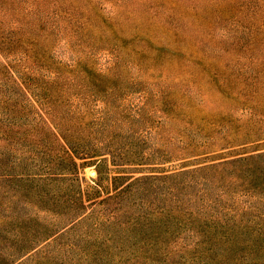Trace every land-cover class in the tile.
<instances>
[{"label": "rangeland", "instance_id": "rangeland-1", "mask_svg": "<svg viewBox=\"0 0 264 264\" xmlns=\"http://www.w3.org/2000/svg\"><path fill=\"white\" fill-rule=\"evenodd\" d=\"M49 108L63 113L74 147L95 157L72 163ZM261 155L264 0H0V236L66 220L70 202L90 208L136 178ZM235 169L241 181L224 189L225 214L264 221V158ZM141 192L119 223L183 211L159 181ZM109 212L90 213L82 231L22 263L40 264L41 252L52 264L195 256L175 234L162 245L148 233L136 246L107 224L98 232ZM209 254L208 264L243 262L240 249Z\"/></svg>", "mask_w": 264, "mask_h": 264}, {"label": "trees", "instance_id": "trees-1", "mask_svg": "<svg viewBox=\"0 0 264 264\" xmlns=\"http://www.w3.org/2000/svg\"><path fill=\"white\" fill-rule=\"evenodd\" d=\"M58 110L49 108L46 114L54 129L71 151L72 163L75 165L74 159L85 160L95 157L94 154H97V151L94 149L74 147L70 126L64 122L63 113ZM54 116L60 118L59 121H56ZM259 157L264 158V155L211 164L202 162L193 164L191 169H187L188 166H182L175 172L136 178L117 191L115 195L101 199L97 203L91 204L90 201V208L84 203L83 198L79 197L74 203L68 204L66 220L51 224L29 221L26 223L24 231L5 232L4 236H0V243H3L0 264H23L22 261L32 254L40 255L37 254L38 250L49 242L60 241L67 233L82 231V225L86 223L90 213L92 216L104 209H110V212L105 222L98 221L95 225L98 232L104 224H107L106 227L120 230L136 246L140 245V242H144L148 233H151L148 237L156 244L164 242L162 245L175 234V239L178 237L180 240L178 241L180 242L178 243L180 252L184 255L188 251L195 254L190 259L186 256L185 261L181 264L194 262L208 264L216 258L214 255L211 256V259L206 260V256L211 255L209 253L232 249L241 250V261H243L241 264L264 263V221L248 219L241 222L238 214L229 218L225 213L230 209L225 207L226 202H224L229 201L224 192L228 184L237 180L241 181V169L232 170V168L248 165L249 162ZM156 181L167 186L173 196L177 195L172 200L175 204L177 202L183 211L177 212L176 210L172 213L161 211L156 214L134 215L132 218L128 217L127 219L126 217V222L119 223V217L127 215V210H124V202L130 199L135 200L141 191V195L145 190H147L146 193H149L152 183ZM212 192L216 193L210 194ZM96 206L102 208L95 210ZM249 209H252V206ZM5 235L10 238H6ZM77 237H81V235L79 234ZM70 246V249H73L76 245L71 244ZM139 250L141 251V247ZM153 251L152 249L150 252ZM57 253L55 251L53 255L61 258L57 256ZM41 254L43 255L36 259L38 263L52 264L56 262L51 260L48 252H41ZM139 254L144 258L141 253ZM151 260L150 264L166 262L162 253Z\"/></svg>", "mask_w": 264, "mask_h": 264}]
</instances>
